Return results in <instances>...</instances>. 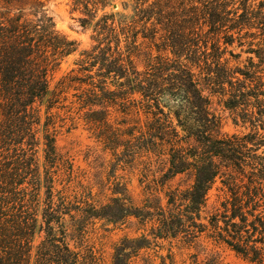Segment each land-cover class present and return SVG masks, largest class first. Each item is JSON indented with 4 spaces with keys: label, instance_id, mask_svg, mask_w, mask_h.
<instances>
[{
    "label": "trees",
    "instance_id": "1",
    "mask_svg": "<svg viewBox=\"0 0 264 264\" xmlns=\"http://www.w3.org/2000/svg\"><path fill=\"white\" fill-rule=\"evenodd\" d=\"M70 1L95 44L50 91V76L76 42L55 28L41 0H0V264H225L216 254L177 262L159 253L161 240L192 243L204 233L244 264H264V0H130V15L104 11L97 19L108 0ZM234 48L253 55L248 64H230ZM71 89V106L95 138L128 148L131 140L120 137L140 135L146 151L163 156L152 179L169 183L163 198L139 206L121 180L107 202L91 190L70 198L73 164L56 147L51 109ZM171 94L180 103L165 111L160 99ZM214 96L242 130L222 132ZM114 104L143 113L144 131L113 129ZM184 174L187 186L170 183ZM213 188L223 199L202 214ZM96 219L134 223L139 234L121 237L109 258L92 249L82 256L66 242L68 229L82 236Z\"/></svg>",
    "mask_w": 264,
    "mask_h": 264
},
{
    "label": "rangeland",
    "instance_id": "2",
    "mask_svg": "<svg viewBox=\"0 0 264 264\" xmlns=\"http://www.w3.org/2000/svg\"><path fill=\"white\" fill-rule=\"evenodd\" d=\"M42 5L40 8L43 10L46 16L50 17L55 28L62 34L66 35L68 39L76 42V50L66 57H64L58 68L50 76L51 91L58 79L68 72L71 68L76 67L74 62L79 58L80 53L83 50L91 49L95 42L91 36L92 25L82 27L79 19L83 17V13L80 9H74L70 0H41ZM32 2L28 1L22 5L23 12H29V8ZM113 12L116 14V18L121 15H130L132 13L130 0H108V4L103 10L98 11L96 19L104 12ZM33 17V15H29ZM234 53L237 54V58H230L229 54H226L230 58L231 65H238L243 67L244 64H248V58L253 56L252 54L240 52V48H234ZM240 52V55H238ZM256 60L255 57H253ZM139 69H143L144 61L137 60ZM73 89L67 94V99L64 102H59L51 109L53 114V121H55V133H56V147L61 154L68 157L69 162L73 164V174L71 181L66 185L69 186L70 198L76 195L77 199L84 198L91 190V195L94 200L100 202H107L108 197L111 195L112 189L116 187V182L121 180L127 182V194L133 202L139 206H142L146 199L157 197H164V193L167 190L169 183H165L162 187L160 183L153 181L154 177H158L157 173H154L160 166V159L151 152L144 149V138L135 137L131 138L130 135H122L120 139H130L131 147L125 148V145L114 147L113 144L107 145L105 140H98L88 130L87 125L84 124L81 116L83 111L76 114L78 109L76 105L71 106L70 101L74 100L72 97ZM206 94V92H204ZM47 97H45L43 103L40 105L42 114L41 124L44 122V111L46 109ZM174 95H163L160 99V104L164 106V110L174 109L179 105V97L177 100H173ZM219 98L211 97V110H214L216 114L221 116L222 132L235 133L242 128L233 125L229 111L219 103ZM64 105V107H62ZM69 107H72L70 111ZM77 109V110H76ZM80 117V118H79ZM108 122L112 125L113 129H118L120 133L125 130L132 131L134 127V134H139L137 130L145 129L146 118L143 113L139 116L131 114H125L121 111L118 105H112L109 108V114L107 116ZM42 136V132L40 133ZM146 137V136H144ZM130 144V143H129ZM43 144L40 142L38 148V156L40 162L43 161ZM154 174L155 176H153ZM63 184L66 183V177ZM68 180V179H67ZM191 182L186 174L178 175L170 183L177 185L181 183L182 187L187 186ZM219 182L216 186H219ZM59 188L61 185H58ZM223 199V195L220 191L213 188L209 192V201L204 211H212L214 206H218ZM164 203V199H162ZM139 225L134 223L113 224L107 222L105 219H96L90 222L86 228L85 233L82 236L78 235L75 231V227H69L67 236L65 238L68 245L75 251H79L82 256L92 249L97 255L102 254L109 258L112 253V247L124 235H137L139 231L135 233ZM148 228V226H147ZM39 238L35 240V244ZM161 249L155 247V250H159L160 254H167L171 252L174 255V259L177 262L182 260H189L191 255L197 254L199 259H202L211 254H216L225 264H244L226 244L218 243L215 240L207 236V233L202 234L199 240L188 243L184 242L181 238L161 240L159 241ZM153 251V250H151ZM77 264H81L80 261Z\"/></svg>",
    "mask_w": 264,
    "mask_h": 264
}]
</instances>
